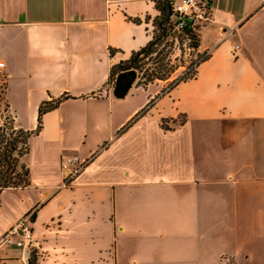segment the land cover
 <instances>
[{
	"label": "crops",
	"instance_id": "obj_1",
	"mask_svg": "<svg viewBox=\"0 0 264 264\" xmlns=\"http://www.w3.org/2000/svg\"><path fill=\"white\" fill-rule=\"evenodd\" d=\"M208 2L195 75L117 98L111 67L152 38L156 0H0L15 126L70 95L29 138V185L0 192V235L33 213L31 251L3 243L0 264H264V0ZM68 155L90 159L61 187Z\"/></svg>",
	"mask_w": 264,
	"mask_h": 264
},
{
	"label": "trees",
	"instance_id": "obj_2",
	"mask_svg": "<svg viewBox=\"0 0 264 264\" xmlns=\"http://www.w3.org/2000/svg\"><path fill=\"white\" fill-rule=\"evenodd\" d=\"M156 9L159 14L154 17L152 22L156 28L152 38L143 47L133 51L128 59L114 64L111 67L108 82L112 81L114 75L117 76L120 72L129 70L142 73L144 81H137L139 85H146L155 80H164L168 78L163 72L164 52L162 49L157 50V47L163 44L167 36L171 35L170 32L174 22L172 2L169 0L165 3H156ZM193 33L190 27H186L184 31L181 32V34H188L189 38L192 40V46L196 49L198 47L199 36L197 38V35ZM154 53L155 55L152 57ZM149 61L150 63L157 62L159 66L151 68L150 70ZM143 68L144 71L142 72ZM187 78L189 77L184 76L177 78L175 84ZM5 91L6 84L3 86V107L0 111V120L2 119L0 123V192L9 187L23 188L29 185V168L24 162H20V158L28 152L29 138L40 131L42 126V115L57 107L63 100L70 97V95L64 93L56 99L42 102L38 107L36 128L34 130H24L15 126L14 116L5 98Z\"/></svg>",
	"mask_w": 264,
	"mask_h": 264
},
{
	"label": "built area",
	"instance_id": "obj_3",
	"mask_svg": "<svg viewBox=\"0 0 264 264\" xmlns=\"http://www.w3.org/2000/svg\"><path fill=\"white\" fill-rule=\"evenodd\" d=\"M173 26L171 32L181 33L186 27H190L193 32H198L200 26H203L210 19V6L208 0H179L172 2ZM239 46L235 45L233 52ZM196 59L184 70V76L193 77L197 65L209 56V51L196 52ZM3 63L0 61V69ZM177 79L168 80L164 85L161 94L168 92L175 84ZM90 158L80 159L77 156L68 155L60 162L62 173L61 187L69 186L73 179L79 174ZM32 211H28L20 216L17 221L0 235V245L11 243L18 239L24 244L26 249L31 251L33 247V237L31 229Z\"/></svg>",
	"mask_w": 264,
	"mask_h": 264
},
{
	"label": "rangeland",
	"instance_id": "obj_4",
	"mask_svg": "<svg viewBox=\"0 0 264 264\" xmlns=\"http://www.w3.org/2000/svg\"><path fill=\"white\" fill-rule=\"evenodd\" d=\"M169 0H156V3H165ZM255 0H211V5L215 8V11L222 12L227 9H233V10H241L245 9L247 6L252 4ZM173 2H177V0H173ZM264 8V7H263ZM264 13L261 12V14ZM159 14V12L157 13ZM154 26V25H153ZM154 30H156L155 26L153 27ZM171 35L166 37V40L163 42V44L159 45L157 47V50L162 49L164 52V74L168 76L167 80L164 82V85H167L168 80L170 79H177L180 77H184V70L191 65V63L196 59L197 54L195 52V48L192 46V40L189 38L188 34H181L177 32H170ZM193 34L197 35L198 38V32H194ZM163 47V48H162ZM155 53L152 55L154 57ZM150 63V61L148 62ZM156 63H150V70L151 68L158 67ZM149 70V71H150ZM144 71V68L142 69V72ZM137 73V79L135 81H144V77L142 73ZM115 76L111 81V84L113 85ZM5 74L0 71V111L3 107V86L6 84ZM134 81V82H135ZM156 83H159L160 81L155 80ZM2 119L0 120L1 123ZM23 157V156H22ZM22 157L20 158V162L22 163Z\"/></svg>",
	"mask_w": 264,
	"mask_h": 264
},
{
	"label": "water",
	"instance_id": "obj_5",
	"mask_svg": "<svg viewBox=\"0 0 264 264\" xmlns=\"http://www.w3.org/2000/svg\"><path fill=\"white\" fill-rule=\"evenodd\" d=\"M136 71L129 70L120 72L114 81L113 94L115 97H123L136 79Z\"/></svg>",
	"mask_w": 264,
	"mask_h": 264
},
{
	"label": "flooded vegetation",
	"instance_id": "obj_6",
	"mask_svg": "<svg viewBox=\"0 0 264 264\" xmlns=\"http://www.w3.org/2000/svg\"><path fill=\"white\" fill-rule=\"evenodd\" d=\"M136 77H137V75H136ZM135 81V80H134Z\"/></svg>",
	"mask_w": 264,
	"mask_h": 264
}]
</instances>
